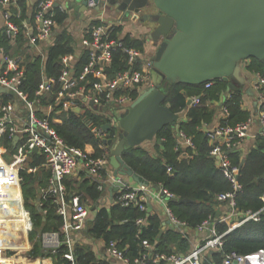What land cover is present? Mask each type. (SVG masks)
<instances>
[{
    "label": "trees",
    "instance_id": "obj_1",
    "mask_svg": "<svg viewBox=\"0 0 264 264\" xmlns=\"http://www.w3.org/2000/svg\"><path fill=\"white\" fill-rule=\"evenodd\" d=\"M33 9L34 6H32L31 14L28 15L27 1L17 0V5L10 8L12 13L10 20L19 29L17 35L11 40L6 36L5 28L0 29V46L6 53L23 58L21 64L24 65V76L20 89L29 99L35 98L43 78H58L63 68L60 58L64 55L72 56L74 52L71 36L64 27L69 9L60 11L58 7H55L54 19L58 29L52 43L46 48L45 56L42 57L38 53L27 55L25 58L22 56L24 53H29L27 50H32L27 42L30 37L29 27L34 26ZM97 22L92 20L88 25ZM120 29V26H114L111 29V36H119ZM83 33V36L88 37L86 29ZM121 38L125 45L136 47L144 52L145 41L135 39L130 34ZM87 60V53L82 50L77 57L76 69H81ZM246 62L248 63L245 67L247 73L260 71L264 74V65L258 58L251 57L246 59ZM123 64L122 54H116L113 61L114 68L119 69ZM210 82H212L211 87L207 89L204 88L206 82L189 84L176 80L164 84L163 104L177 115L179 112H185V117L177 120L174 126L166 125L157 132L155 141H152L153 152L137 146L127 147L122 153L124 163L133 173L145 180L147 184L154 187L161 185L173 194V199L166 201L167 207L176 219L191 230L196 229L209 218L215 220L216 206L219 203L216 196L231 191V184L223 175L216 159L210 155L212 146L203 127L204 124L209 125L215 116L216 107L211 105L223 104L227 108L228 116L224 120L231 126L248 120L252 115V112L243 105V86L232 89L229 82L220 78ZM56 90L57 86L51 92L39 96L42 106L53 105L57 108ZM139 93L133 92V98L135 99ZM194 96L200 97L199 103L188 105V99ZM12 99L11 94H0V107ZM222 100L224 101L221 103ZM88 118L98 126L108 122L105 116L96 115L89 110L83 109L82 112L69 110L62 115V122L54 126L67 145L83 149L86 144H90L94 148L93 157H98L103 152L99 148L101 139L95 137L86 126L85 119ZM178 131L191 137L193 147L183 148L179 144ZM106 134L110 139L114 136V130L111 129ZM183 151L187 152L189 157H181ZM228 158L232 164L239 166L238 180L241 188L235 194V211L238 213V221H241L245 218L246 212H256L264 205L261 200V195L264 193V136L258 135L253 147L245 155L241 154L239 148H235L228 151ZM242 160L243 163L240 165ZM42 161V156L33 153L27 165L34 166ZM167 166L171 167V173L167 172ZM21 175L25 208L29 211L32 222L29 238L33 242L29 253L33 256L42 255L39 235L44 232H59L63 220L57 214L56 205L51 198L46 199L40 207L37 203L39 189L46 185L49 176L44 168H39L34 173L22 171ZM102 176L106 178L105 171H102ZM64 184L67 197L77 194L84 202L94 206L97 204L94 219L88 221L86 228L82 231L85 237L102 239L105 243L111 240L116 241L118 248L122 249L129 259V264H134V259L146 251L142 245L143 241L152 245L153 257L185 254L189 251L188 235L177 227L163 229L164 221L157 213L149 210L141 211L132 204L127 207L98 205L102 192L97 188L98 183L86 172L79 173L78 177H65ZM5 188L0 191V198L4 203L2 222L5 221L7 224L5 226L12 231L18 227L25 232L27 221L26 215L21 213L19 193L10 185ZM180 199L186 200L180 201ZM138 218H143L145 221L137 224ZM12 220L15 222L14 225L10 224ZM214 228L216 234H222L228 226L224 222L215 220ZM222 243L221 249L208 251L203 255L202 264H223L224 254L231 251L246 255L258 249H264V212L259 215L257 221L247 220L226 233L222 237ZM64 250L65 247L61 246L59 252L53 256V264L66 263L61 257ZM74 252L76 264H113L108 259L98 258L89 244L76 242ZM159 264H165V262L160 261Z\"/></svg>",
    "mask_w": 264,
    "mask_h": 264
},
{
    "label": "built area",
    "instance_id": "obj_2",
    "mask_svg": "<svg viewBox=\"0 0 264 264\" xmlns=\"http://www.w3.org/2000/svg\"><path fill=\"white\" fill-rule=\"evenodd\" d=\"M56 1L58 2L57 6H55ZM0 4L4 10L3 15L6 22L3 28H5L6 36L12 40L19 29L10 20L12 16L10 8L17 5V0H0ZM107 6L109 7V0L87 1V8L90 10ZM55 7H58L60 11L68 9L64 3H59L58 0H38L34 5V26L29 27L30 37L27 42L30 47H36L46 40L52 43L55 29L58 28L54 19ZM97 21V23L87 26L86 30L89 35L88 37L83 36L81 40L82 50L87 53V62L78 70L75 67L77 58L73 55L62 56L60 62L63 68L60 75L56 79L43 78L34 99H29L27 94L20 89L24 76V65L21 64L20 57L17 58L6 53L5 49L0 46V86L9 90L6 94L13 95L11 101L0 107V191L7 185L20 188L21 204V182L23 179L21 172L34 173L37 169L44 168L49 176L46 185L39 189L40 201L37 203L40 207L46 199L51 198L56 205L57 214L63 220L59 232H44L39 235L42 255L33 256L29 253L32 250V244L31 247L28 246L24 249V254L18 253L21 249L7 247L0 250V264H30L31 261H36L39 264H53V256L59 252L61 246L65 247L61 254L65 264H76L74 252L76 241L73 234L82 232L86 228L89 211L87 203L79 195L67 197L64 179L71 175H77L78 171L85 169L98 183V190L102 191V171H105L109 166L110 148L105 143L108 135L107 131L102 130V125L98 126L90 118L85 119L86 126L91 133L101 139L99 148L103 152L100 156L93 157L94 152L85 150V147L90 144H86L83 149L67 145L59 136L54 125L61 123L62 115L69 110L82 112L83 109L92 111L99 116H105L108 122L113 124L114 120L111 115L115 116L129 107L123 106L132 103L133 92H140L153 85L150 82L151 72L154 71L153 62L145 54V50L143 52L136 47L125 45L120 36L112 37L111 29L116 26L114 23ZM46 48L37 47V53L44 57ZM118 53L124 57V64L119 69H115L113 61ZM247 64L246 60L240 62L242 69H245ZM250 75L257 98L256 118L260 128L259 135L264 136V74L255 71ZM211 84L210 81L206 82L204 88H210ZM56 86L57 108L53 105L42 106L39 96L51 92ZM189 99H191V103L188 105H195L200 101L199 96ZM109 110H114L113 114L115 115L111 114ZM227 116V108L220 104V114L216 124L210 128L204 124L203 127L212 146L210 155L216 159L220 170L231 184V191L218 194L216 199L227 203L235 211V194L241 188L238 180L239 166L231 163L228 151L235 148L240 149L252 118L231 126L224 120ZM16 136L18 137L17 141L12 145ZM177 136L179 144L183 148L193 147L191 137L186 136L182 131H178ZM33 153L42 156L43 161L40 164L29 166L27 165L28 159ZM181 157H189V154L183 151ZM80 167L82 168L79 169ZM167 172H172L170 166H167ZM113 181L117 180L113 179ZM153 188L156 196L163 199L168 219L173 225L186 226L176 219L167 207L166 201L173 199V194L161 185L154 187L147 184L129 188L128 184H124L111 203L122 207L132 204L139 210L146 211L147 192ZM261 200L264 203V193L261 195ZM262 212H264V205L256 212H246L243 220L222 234H216L214 220L209 218L203 221L196 227V230L207 231L208 235L199 245L185 254L153 257L151 255L152 245L143 241L142 245L146 251L134 259V264H149V262L159 264L160 261H164L165 264H202V257L205 253L211 249H221L222 237L226 233L247 220L257 221ZM28 213L26 212L25 215L27 216ZM144 221L143 218H138L136 223L142 224ZM27 222L28 229H32L31 220ZM98 258L108 259L113 264H129V259L124 255V251L118 248L117 242L114 240L103 243V250ZM223 264H264V249H258L246 255H239L233 251L225 253Z\"/></svg>",
    "mask_w": 264,
    "mask_h": 264
},
{
    "label": "water",
    "instance_id": "obj_3",
    "mask_svg": "<svg viewBox=\"0 0 264 264\" xmlns=\"http://www.w3.org/2000/svg\"><path fill=\"white\" fill-rule=\"evenodd\" d=\"M87 1L69 0V7L79 4L85 11ZM109 7L121 18L146 26L144 36L154 48L150 58L161 78L159 84L141 90L124 111L111 115L113 124L102 125L103 131L114 130L105 143L110 147L108 167L117 177L109 191L117 192L130 178L138 186L147 185L124 163L123 151L155 141L160 129L174 126L179 118L163 104L164 84L220 78L233 89L244 85L241 61L255 57L264 65V0H109ZM8 92L0 86V94Z\"/></svg>",
    "mask_w": 264,
    "mask_h": 264
},
{
    "label": "crops",
    "instance_id": "obj_4",
    "mask_svg": "<svg viewBox=\"0 0 264 264\" xmlns=\"http://www.w3.org/2000/svg\"><path fill=\"white\" fill-rule=\"evenodd\" d=\"M27 1V7H28V15L31 14L32 12V6H34L36 4V2L38 0H26ZM59 3H64L68 10V18L65 21L64 27L67 30V33L71 36V46L73 48V56L75 58H77L79 56V54L82 51V45H81V40L82 37L84 35V30L87 28L88 24L92 21V20H103L109 23H114L116 26H120V32H119V36L122 37L126 34H130L133 38L135 39H140L145 41L144 47H145V54L150 57V55H152V53L154 52L151 45L150 41H147V39L144 36L147 28L146 26L140 24L138 22V20L136 19H123L121 18L120 15L116 14L115 11L110 8V7H105V8H93V9H88L85 11L80 10L81 7L79 6V4H77L74 7H69V0L68 1H64V0H58ZM3 7L0 4V29H2L3 27H5V19H4V15H3ZM58 29V28H57ZM57 29H55V31H57ZM51 43L49 42V40H46L42 43H40L38 46L33 47L31 46L30 48L32 50H27V52H33L35 51L37 53V47L41 48V47H47L48 45H50ZM20 57V58H19ZM17 58L20 59V61H23V58L21 56H19ZM242 75L245 78L244 81V85H243V96H242V100H243V105L246 109H248L249 111H251L252 115H251V122L248 126L247 129V135L245 137V139L243 140V142L240 145V151L242 155H245L254 145L255 143V139L256 137L259 135L260 132V128H259V123L257 121V110H256V94L255 91L252 87V77L249 73H247L245 71V69H242ZM216 107L215 110V116L213 117L212 122L208 125L209 127H213L216 122L217 119L219 117L220 114V104H212L211 107ZM179 119H183L185 117V112H179ZM142 148L148 149L149 151L153 152L154 150V143L153 142H145L141 145ZM110 148V147H109ZM86 151H89L91 153L94 152V148L91 145H88L85 147ZM82 167H80L79 169H81ZM81 172H87V170L82 169L80 171H78L76 174L77 175H71V176H75L78 177L79 173ZM105 174H106V178L103 177V189H102V196L100 197L99 201H98V205L100 204V206H110L113 205L111 203V201L114 198V196L116 197V195L118 194L117 192H111L109 191V188L113 185L114 181L113 179L117 180V177L115 174H113V172L109 169V167H107L105 169ZM89 175V174H88ZM90 176V175H89ZM91 177V176H90ZM93 179V177H91ZM94 180V179H93ZM95 181V180H94ZM129 188H136L138 187L137 183L134 182L131 178L129 180L128 183ZM16 189V188H15ZM19 193V190H17ZM20 196V193H19ZM20 201H21V197H20ZM88 218L87 221L93 220L96 214V207L94 206V204H88ZM21 209V213L25 216V212ZM147 210H149L152 213H157L158 215H160L161 219H163V229H166L168 227H177L174 226L173 223L170 221V224H165L166 221L168 220V216L165 210V203L163 201V199H161L160 197L156 196L155 193V189L153 188L152 190L147 192ZM22 215V216H23ZM238 217V213L234 210H232L227 203L225 202H220L217 204L216 206V217L214 218L215 220H218L219 222H224L226 223V225L228 226V228L232 227L233 225H235L238 221L237 219ZM214 220V221H215ZM213 222V221H212ZM215 223V222H214ZM165 224V225H164ZM0 225H3V228L5 227V234H9L11 233L12 230H10L8 228L5 221H1ZM10 225V224H9ZM25 225H27L28 228V222L25 223ZM15 228V227H14ZM26 228V229H27ZM180 229V231L185 232L188 235V239H189V245H190V250H192L194 247H196L197 245H199L201 243V241L204 240V238L208 235L207 231H197L196 229L191 230L188 227L182 226V227H177ZM13 229V228H12ZM16 229H18L20 232H23L20 228L16 227L14 229V231H16ZM13 232V231H12ZM26 232V231H25ZM15 233V232H13ZM18 237V235L16 234L15 238ZM73 237L75 239L76 242L78 243H82V244H89L90 247L93 249V251L95 252V254L99 257V255L101 254L102 250H103V243L104 241L102 239H95V238H88L85 237V235L82 232H78L76 234H73ZM7 241H9L8 239H6ZM9 245H5L4 242L0 241V250H2L3 248H6ZM17 246H15L16 248ZM21 247V246H20ZM17 249H22L17 247ZM213 250H218V249H211L209 251H213ZM203 258V257H202ZM30 264H39L36 261H31Z\"/></svg>",
    "mask_w": 264,
    "mask_h": 264
},
{
    "label": "rangeland",
    "instance_id": "obj_5",
    "mask_svg": "<svg viewBox=\"0 0 264 264\" xmlns=\"http://www.w3.org/2000/svg\"><path fill=\"white\" fill-rule=\"evenodd\" d=\"M36 52L35 51H31L30 53H24L22 56L25 58L27 55H30V54H35ZM161 81V78L160 76L155 72V71H152L151 72V78H150V82H152L153 85L155 84H159ZM129 104L123 106V107H128ZM111 114L115 113L114 110H109ZM22 189V188H21ZM16 190H20L16 188ZM22 191V190H21ZM19 206L22 207L23 211L26 213V212H29L26 208H25V203H24V197H23V194H22V202L21 204H19ZM90 208V207H89ZM88 208V209H89ZM28 220H31V216H30V213H28V215L26 216V221ZM11 225H14L15 222H13V220L10 222ZM32 229H26V232H19L18 233V237H16L15 239L9 237V244L11 246H8V248H13V249H17V247L21 248L22 247V251L19 250L18 253H21V254H24L25 253V248L26 247H31V244H32V240L29 238V233ZM2 239H3V236H0V240L2 242ZM202 242V241H201ZM15 246H17L15 248ZM21 246V247H20ZM7 248V247H6ZM28 254V253H27Z\"/></svg>",
    "mask_w": 264,
    "mask_h": 264
},
{
    "label": "bare ground",
    "instance_id": "obj_6",
    "mask_svg": "<svg viewBox=\"0 0 264 264\" xmlns=\"http://www.w3.org/2000/svg\"><path fill=\"white\" fill-rule=\"evenodd\" d=\"M3 216H4V203L0 198V223L2 221ZM13 232H15V233H13ZM13 232L11 231V233L6 235L5 229L3 228V225H0V236H3L2 241L4 242L5 245H9V241H7L6 239L9 240V237H10V239L11 238L15 239L16 234L18 235V233L20 231L18 229H16V231H13Z\"/></svg>",
    "mask_w": 264,
    "mask_h": 264
},
{
    "label": "flooded vegetation",
    "instance_id": "obj_7",
    "mask_svg": "<svg viewBox=\"0 0 264 264\" xmlns=\"http://www.w3.org/2000/svg\"><path fill=\"white\" fill-rule=\"evenodd\" d=\"M145 38H147V37H145Z\"/></svg>",
    "mask_w": 264,
    "mask_h": 264
}]
</instances>
